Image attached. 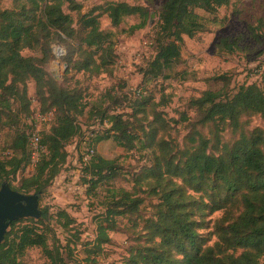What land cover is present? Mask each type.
I'll return each mask as SVG.
<instances>
[{"label":"trees","instance_id":"16d2710c","mask_svg":"<svg viewBox=\"0 0 264 264\" xmlns=\"http://www.w3.org/2000/svg\"><path fill=\"white\" fill-rule=\"evenodd\" d=\"M12 1L11 9L0 10V127L14 104L17 115L29 114L30 81L41 113L52 112V119L49 128L39 134L44 151L33 174L21 179L17 187L13 182L30 161V147L24 132L16 130L12 134L11 154L0 158V186L7 183L21 194H40L41 198L67 161L66 146L81 132L79 119L85 115L87 119L97 117L110 127L96 143L112 139L117 146L131 151L136 141L140 149L148 151L151 164L141 167L128 190L114 186L121 174L115 159L89 155L90 161L82 169L86 178L83 183L88 194L105 186V209L96 218L95 238L84 244V257L76 264H99L97 257L111 242L109 233L119 230L120 219L141 232L127 264H264V129L245 131L244 122L254 115L264 119V71L258 83L241 85L231 94L229 79L219 77L223 82L220 89L206 90L192 98L190 106L199 113L198 123L211 127L212 139L207 141L199 133L197 137L189 135L183 149L176 151L177 146L167 137L168 121L153 108L161 101L154 103L151 96L147 98L141 92L132 102L123 96L132 111L133 120L129 122L123 120L124 113L110 112L121 103L119 94L109 91L87 104L80 82L69 86L74 76L96 77L115 63L111 35L101 30L99 18L106 15L116 28L124 18L136 17L138 23L127 30L133 34L147 24L145 7L109 2L81 15L82 2L88 0ZM230 2L164 0L155 26V54L140 70L143 76L163 77L181 58L183 37L191 39L205 31L197 11L215 18L217 11ZM64 7L79 14V38L75 22ZM56 41L68 47L67 54L61 56L67 64L62 83L46 70ZM239 43L238 37L222 38L216 50L231 55L239 50ZM26 50L36 56H23ZM138 122L141 136L132 129ZM225 130L234 134L231 143L221 139ZM138 193L157 200L148 218L139 214L144 199ZM214 213H221V217L213 223V230L203 233L209 230L206 218ZM48 215L45 209L40 219L10 224L0 244V264H22L32 248L39 249L50 264L69 263V246L64 257ZM56 217L64 220V228L74 224L65 210H59Z\"/></svg>","mask_w":264,"mask_h":264},{"label":"rangeland","instance_id":"374dc122","mask_svg":"<svg viewBox=\"0 0 264 264\" xmlns=\"http://www.w3.org/2000/svg\"><path fill=\"white\" fill-rule=\"evenodd\" d=\"M163 1L88 0L82 2L81 15L109 2H124L145 7L149 15L146 26L133 34H129L127 30L138 23V18L126 17L118 27L114 28L107 16L102 15L99 18L100 28L104 33L111 35L115 63L107 72L96 77L74 76L75 79L69 82V86L75 81L80 82L87 104L93 103L109 91L119 94L121 103L110 112L124 113L123 120L129 122L133 120L132 111L128 108L129 103L124 101L123 96L132 102L138 96V92H141L147 98L151 96L154 103L161 101L160 106L153 108L164 114L170 126L167 137L177 146L176 151H178L183 149L189 135L197 137L199 133L207 141L212 139L211 127L198 123L199 113L190 106L192 98L199 97L206 90L220 89L223 82L218 79L219 77L229 79V94L235 92L241 85L259 82L260 72L264 71V0H231L228 7L217 11L215 18L197 11V14L203 18L205 31L191 39L183 37L180 60L167 69L163 77L148 79L140 70L144 69L155 54V26ZM13 5L12 0H0V10L11 9ZM64 12L73 18L74 28L79 38L82 32L77 22L79 14L69 12L66 7ZM226 37L230 40L238 37L240 40L239 50L231 55L220 54L216 50L220 39ZM51 47V61L46 66V70L53 79L56 78L55 81L62 83L67 68H64L66 63L61 60V56L67 54L68 47L59 41L53 43ZM22 54L36 56L27 50ZM27 91L30 99L29 114L17 115V105L14 104L8 115L9 118H5L0 127V158L11 154L9 139L12 134L19 130L28 137L35 115L41 112L34 96L32 81L28 83ZM101 102L107 105L104 99H101ZM13 115L16 119L12 118ZM50 121L42 124L41 131L49 128ZM244 122H246L245 131L255 128L264 129V119L259 116L246 117ZM79 123L80 134L66 146L68 157L65 165L52 185L39 198V209L48 210V224L62 247L61 252L64 257L68 252L66 246H69L71 258L68 264H76L84 257V244L90 243L95 238L96 218L105 209L102 204L105 199V186L91 194L87 193V186L83 183L86 178L82 174L85 164L93 156L108 160L115 159L121 174L114 186L128 190L132 187V178L139 173L141 167L151 164L148 151L140 149L136 141L135 148L131 151L117 146L112 139L96 143L95 140L105 135L110 127L106 121L100 122L97 117L87 119L85 115L79 119ZM132 129L141 136L140 122L132 125ZM221 139L231 143L235 137L230 130H225L221 134ZM89 142L94 147L91 157L86 155L90 149ZM212 143L208 144V147ZM33 167L30 150V161L17 174L13 187H17L21 179L31 176ZM138 195L144 199L139 214L142 218H148L152 213L151 205L157 203V200L155 197H148L145 193H138ZM59 210H65L74 219V224L68 229L62 227L64 220L56 217ZM220 217L221 213H214L206 218L209 230L203 233L213 230V223ZM118 223L119 230L109 233L111 242L102 247V252L97 257L99 264H127L129 252L138 242L137 235L141 233L140 231L132 229L131 223H127L126 219H120ZM76 237H78L77 241ZM214 241L215 238L211 243ZM51 243L49 241V244ZM22 264L50 263L39 249L32 248L27 251Z\"/></svg>","mask_w":264,"mask_h":264},{"label":"water","instance_id":"95a60500","mask_svg":"<svg viewBox=\"0 0 264 264\" xmlns=\"http://www.w3.org/2000/svg\"><path fill=\"white\" fill-rule=\"evenodd\" d=\"M67 68V64L64 65ZM56 79V78H54ZM40 194L24 195L12 190L7 183L0 186V244L11 223L23 219H40Z\"/></svg>","mask_w":264,"mask_h":264},{"label":"built area","instance_id":"2783aa9c","mask_svg":"<svg viewBox=\"0 0 264 264\" xmlns=\"http://www.w3.org/2000/svg\"><path fill=\"white\" fill-rule=\"evenodd\" d=\"M51 117H52V112L47 114H42L41 112H38L34 117V123L31 127L30 132L28 133V145L31 150L33 166L36 164L39 155L44 150L40 146V142H39V134L42 130V124L49 122ZM93 152L94 150L93 148H91L90 150L87 151V155L89 156L93 154Z\"/></svg>","mask_w":264,"mask_h":264}]
</instances>
